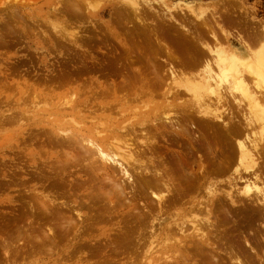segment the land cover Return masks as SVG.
I'll use <instances>...</instances> for the list:
<instances>
[{
  "label": "rangeland",
  "instance_id": "rangeland-1",
  "mask_svg": "<svg viewBox=\"0 0 264 264\" xmlns=\"http://www.w3.org/2000/svg\"><path fill=\"white\" fill-rule=\"evenodd\" d=\"M129 2L128 0L127 2L126 0H0V264H143L141 256L133 254L131 248L128 249L123 245V239L124 233L136 239L141 233H144V228H148L155 215V208L150 206V213L144 208L145 201L140 197V187L135 185L137 180L135 167H143L148 164L149 168H153L154 164L150 162L148 155L147 157L140 155L137 158H130L128 168L132 164L129 171L136 174V180L135 184L130 181L129 184L126 183L127 181L125 182L126 190L130 189L128 186L132 188L126 192L131 190H135V192H132L134 196L126 197L125 194L121 196L122 186L119 187L122 190L116 187L118 190L113 189L115 186L113 182L122 178V182L119 183L123 185L122 170H118L116 168L118 166L113 167L114 170H118V172L115 171L118 178H112L115 172L110 168L109 173L113 172L111 180L106 175L108 173L106 170L97 169L99 167L103 169L100 163L92 162V165L88 161L80 163L81 158L84 160L81 156L82 153L78 155L81 151L76 150V148H80L76 146V143L75 145L71 143L70 146L68 137L72 138L71 135L80 134L78 129H81L82 132L88 131L91 123L98 125L101 120L108 132L110 129L116 128V123H114L116 120L121 126L120 128L124 127V130L126 127L134 128V126L139 129L140 125L135 123L134 119L131 120V117L134 116L132 110L144 111L149 107L152 108L155 104L158 105L154 109L161 105L164 106L162 88L157 89L156 85L158 84L155 85V82L149 86L154 72L161 73L166 68L164 59L167 60L171 57L163 47H160L155 34H153L163 26L164 28L171 27L173 32L180 31L181 29L172 28V26L180 24V20L187 17L184 20V23L187 24L186 29L192 30V35L196 40L204 39L219 47L230 45L235 48H242L241 38L252 44L253 48H257L259 44L257 41L254 44V38L257 36L260 38V33L264 32V0H133L136 2L135 4L139 3L137 5H132L133 3ZM188 5H192V8ZM135 7H138L140 13L142 11L141 17L145 22L147 21L146 24H141L131 12ZM190 9L195 10V13H191ZM120 12H122L121 15ZM167 13L170 15L167 17L168 19L176 20L174 23L169 21L172 25L166 23L168 19H165L164 16ZM152 14L157 18L155 19ZM153 19L160 20L161 24L159 21L155 23ZM162 22L166 25H163ZM213 34L217 36L218 41L214 40ZM166 41L172 46L169 40ZM172 50L174 56H183L176 52L174 47ZM128 51L134 55L128 54ZM131 59H138L141 62L133 63L134 66L128 64ZM136 68L138 72L141 70L145 80L139 77L135 81L136 85L131 86L135 87L132 90L127 87L126 79L129 80L134 76V73H137L134 72ZM130 71L134 72L133 75L130 74ZM123 84L126 85L123 86ZM125 86L128 91L124 88ZM141 91L144 93L140 95ZM133 96L136 99L132 100ZM71 100L75 101L73 106L63 104L65 101L67 103ZM181 102V100L172 101L173 109L182 111ZM96 107L99 108L98 111ZM91 111L95 112L91 113ZM90 113L91 115H89ZM93 115L97 116L95 121L90 119L94 117ZM71 120L78 125H75L76 123L74 124ZM186 122L183 121L182 125L189 128ZM50 135L55 136L56 141ZM124 135H120L126 140L122 139V141L134 145L133 148L141 147V139L144 137L138 130L135 133L132 132L130 136L126 134L124 137ZM120 136L119 138H121ZM156 139L160 140L157 136ZM209 139L214 146V139L218 142L221 141L219 134L216 137L210 134ZM163 143L165 142L163 141ZM61 144L62 146H60ZM65 144V147L69 145L68 148L63 147ZM218 146L220 152L221 143H218ZM124 147L127 146L124 145ZM173 147L178 148L176 145ZM63 153L65 155L68 153L69 156H65ZM77 155L78 157H76ZM139 158L144 159L145 163L141 164ZM72 159L76 165L71 161ZM78 161L79 164H77ZM63 162L73 163L69 165V163ZM155 162L158 163L157 159ZM84 164L89 166V170ZM95 165L100 166L96 167ZM197 169L198 165H195L194 168L191 165L185 166L186 173L192 172L191 174H193L197 172ZM131 170L134 171L131 172ZM92 173L94 176L91 175ZM213 174L210 180L217 183L219 175ZM107 179L112 182V185ZM203 185L201 194L196 193L194 189L189 190L190 192L184 200L191 196L197 195V198L200 195L203 196L207 181ZM223 187L226 186L220 185V190ZM116 191L120 192L118 194L120 198L116 195L118 193ZM31 192H33V197ZM41 192L49 196L47 198L51 205H46L48 209L53 210L55 204L59 208L67 201L69 207L66 203L62 209H56L61 212L66 205L63 210V212L66 211V214L64 212L65 215H62V219L60 215L63 213L59 212V217L55 216V209L45 211L44 206V210L41 209L42 206L40 209L38 208L42 201H36V199L41 200ZM108 193L111 194L109 197ZM221 199L226 205V200ZM32 202L36 204L34 203V205ZM37 202L41 203L37 205ZM73 206L77 208V211ZM179 206H176L178 209L176 207L173 208L174 210L171 209L170 215L164 216V222L167 220L166 223H168L173 219L172 215L182 207ZM225 207L231 209H229L231 216L227 209H225L227 213H220L222 207L219 201H216L214 206L215 214L220 213L219 219H224V216L227 219L226 223L221 225L220 233L213 231L216 236V240L213 241L216 242L217 250L218 248L219 250H214V252L210 248H205L207 250L205 253L187 257L180 264H234L229 255L232 253L238 257L241 256L243 264H264V220L255 216L239 218L237 210L231 208L230 204ZM66 208H68V212ZM77 212L81 213L83 220L79 219ZM226 214H228L227 218ZM64 216L65 218H63ZM232 216H235L236 220ZM71 218L72 223H76V227L79 229L76 234L74 233L75 229H72L76 227L72 223L67 225ZM216 220L217 218L214 217L215 222ZM59 222L64 223L60 224ZM57 223L61 226L65 224L66 228L73 226L70 227L73 233L69 230L70 234H67L66 229V234L70 236L67 239L64 238L66 237L63 236L65 232L62 234L64 229L60 230L61 235L58 232L59 225ZM87 225L91 227L87 228ZM34 226L35 229L37 228L35 231H33ZM47 226L49 227L46 228ZM28 228H30V232ZM49 228L50 233L55 230L54 228H57L56 232L60 235H54L55 239L49 237L50 234L45 232H49ZM86 228L89 230L87 231ZM32 232H36L35 236ZM31 234L37 238V241L33 239V236L30 238L35 241L27 239ZM57 236L62 238L59 239ZM22 237L24 240L21 239ZM45 238L54 239L53 243L56 241V246L53 247V240L48 239V243L51 241L52 245H50L45 241ZM244 238L251 241L249 243L254 246L255 250L249 244H245ZM24 241L27 245L32 244V247H28L29 249H35V246L37 248L32 252L30 250L29 253L26 246L23 248ZM45 242L48 244L46 248L44 247ZM77 243L89 244H85L87 245V247L84 246L85 248L79 246L81 249H77ZM34 244L35 246H33ZM4 246L8 252H4ZM38 248L41 250L39 251ZM44 248L51 249L45 250ZM13 251H18L20 254ZM231 251L232 253H230ZM18 254L20 256L17 257ZM155 256L158 255L155 254ZM160 262L157 259L154 260V264H160Z\"/></svg>",
  "mask_w": 264,
  "mask_h": 264
},
{
  "label": "bare ground",
  "instance_id": "bare-ground-1",
  "mask_svg": "<svg viewBox=\"0 0 264 264\" xmlns=\"http://www.w3.org/2000/svg\"><path fill=\"white\" fill-rule=\"evenodd\" d=\"M129 1L130 0H128V2ZM131 1L132 2H129V3H133L132 5L139 4V3L135 4L136 2H133V0ZM188 7L192 8V5H188ZM128 10H131V9L128 8ZM190 11L191 13H195V10L193 9L192 10L190 9ZM131 12H133L135 17L137 18L138 21H140L141 24L143 25L146 24L147 21L145 22L144 19L141 17L142 11L140 13L138 7H135L134 10ZM121 13L122 12H120V15ZM160 14L162 13L160 12ZM163 16H161L162 19L164 17L165 19L167 17H170L168 13L166 16L164 17ZM154 17L155 19L157 18L155 15ZM169 19H168V22H166L167 25L168 23L169 25L170 24L172 25V23L176 22V20L174 21L172 20V18L170 20ZM186 19L187 17L185 19L180 20V24H177L178 26L173 24L175 26H172V28L174 27L179 28L181 29L180 31L177 30L173 32L171 31V27L164 28L163 25L164 24L166 25V23L162 22L163 28H160L158 32L153 33L155 34L156 41L159 43L160 47H163L166 53H168V55H171V57L173 56V58L170 57V59H167V60L164 59L166 62V68H164V70L161 73L155 71L154 77L153 79H151L150 85H149L151 86L153 85L152 83L155 82V85L158 84L156 85V87L158 86L157 89L159 88L160 90L162 88L161 90H163L162 92L163 102L166 105L164 104V106L161 105V106H158L157 109H154V107L158 105V104H155L152 108L149 107V109H145L144 111L135 110V109L132 110L134 111L133 112L134 116L131 117V120L134 119L135 123L140 125V127L138 126L139 129H136V126H134V128L131 126L132 128L126 127L127 129L125 128L124 130L123 129L124 127L120 128L121 126L118 125V121L116 120L114 122L116 123L115 124L116 128L113 130L110 129V132H108L106 126H103V123L101 120V123L98 125H93V123H91V126H89L88 128L89 132L87 130L82 132L81 129H78L77 131L80 132V134L78 135L75 134L76 136L71 135L72 138H69L66 135L68 139H70V144H69L70 146H71V143L72 145H75L76 143V146H79L80 149L76 148L75 146L76 150L81 151L79 152V154L78 153L77 154L80 155V153H82L81 156L84 159L82 160L81 156H79L81 158L80 163L81 161L82 163L83 161H88L91 165H92V162L100 163V165L103 166V169H101L100 167L97 169H100V171L106 170L108 173H106V171L105 173L107 176L110 177L111 180L112 178H118V175H116V172H118V170H122L121 173L123 174V180H124L123 185L119 183V182H122L121 180L122 178H118L120 181L115 180L113 182V185L115 183V186H113V189H116L122 186L121 188H123V190L119 188L122 190V191L120 190L122 193L121 196L125 194L126 197H129L128 195H132L133 191L135 192V190L133 191L131 190L130 192H126V191L132 189L131 186H128L129 184L128 182L130 181L133 184L134 181L136 180L135 177L137 176L138 181L136 180L135 181L136 184L135 183L134 184L140 187V197L143 198L145 201L143 204L144 208L147 211H149V213H150L151 208H155L156 216L154 215L152 217L151 219L152 221H150L148 228H144V231H143L144 233H141L142 232L141 231L140 232L141 234L136 239L130 237L129 234L124 233L125 236L123 239V245L128 249L131 248L133 251V254H136L137 256H141L140 259H142L143 264H154V260L156 259L158 261H161L160 264H178V263L180 264V262H182V260L185 261L187 257H190L194 254L205 253V250H206L205 248H210L213 251L217 250L216 242L213 241V240H216V236L214 234L216 231L220 233L221 225L223 226V224H225L227 221V219H225V216H224V219H221V220L219 219L220 213L222 212L224 214L227 213L225 212L226 211L225 209H227V207L225 206L227 204H230L231 208H235L237 210V213L240 216L239 218H245V217L249 218V217L255 216V217H258L264 220V32L260 33L261 34L260 38L258 36L254 38L255 39L254 44H256L255 41H257L259 44L257 48H253L252 44L248 43L247 41H244L242 38L240 39L242 41L241 43L242 48H235L234 46H230V45L219 47L215 43L210 44L209 41H206L204 39L196 40L194 36L192 35V30H190V28L186 29L187 24L184 23L185 22L184 20ZM158 21L161 24L160 20H154L155 23ZM169 21L170 22L173 21V22L170 23ZM213 38L215 41H218L217 36L215 34H213ZM166 40H169L172 46H170ZM172 47L175 48L176 52H178L179 54L183 56H176V55L174 56ZM129 52L130 51H128V54H132ZM194 54H196L197 56ZM132 55H134V53ZM137 62H141V61H138V59H131V61H129L128 64H133ZM140 71L138 72L137 68L134 70V72H137V73L130 71V74L133 75L134 73V76H133L134 78L132 77L129 80L126 79V81L128 82L127 87H130V89L133 90L135 87L133 88L131 86L136 85L135 81L139 77L140 79L141 77L142 78L144 77ZM126 72L128 73L127 70ZM143 80H145V78H143ZM124 85L126 84H123V86ZM127 87L125 86L124 88H126V90L128 91ZM142 91L140 95L144 93ZM131 93H134V92H131ZM128 95H129V92H128ZM133 99H136V98L134 97L132 98V100ZM175 100L182 101L180 103V106L182 107V111L179 112L173 109L171 103L172 101H175ZM74 102L75 101L73 100L68 101L67 103L65 101V103L63 104L65 105L70 104L73 106ZM83 105L84 103L82 104V106ZM98 109L99 108H97V111ZM86 111H90V110H86ZM95 111H91V113L92 112L94 113ZM91 113L89 115H91ZM123 115H124V112H123ZM93 116L94 117L90 119H94L93 121H95L97 119V116L95 115ZM72 120L71 122H73ZM183 121H187L186 123L188 124L189 128L182 125ZM71 122H68V123H71ZM75 125H78V124L76 123ZM93 128L94 130L95 129L96 130L93 131L92 130ZM137 130L144 137V139H141L142 141L141 147L137 148V146H135L133 148L134 145L125 142L126 141L125 138H122L121 136L124 134H125L124 137L126 136V134H129L130 136L132 132L135 133L137 132ZM210 134L214 135L215 137L218 136L219 134L221 137V141L218 142L216 139H214L215 146L212 145L209 139ZM52 136L50 135V137ZM63 136L65 137L64 133H63ZM119 136L121 138H119ZM136 136L138 135L136 134ZM156 136L159 137L160 140H157ZM54 137L55 136H53V139L54 141H56L55 140L56 137L55 138ZM140 137H139V140H140ZM151 137L153 138L152 140H151ZM60 139L62 138L60 137ZM71 139L72 141H75V142H72ZM122 139H124L125 141H122ZM163 141L165 143H163ZM218 143H221V147H222V148H219L220 152L218 151V147H219ZM124 145H126L127 147H124ZM173 145H176L178 148L173 147ZM60 146H62V144ZM65 146L66 144L63 145V147ZM68 146L65 148H68ZM72 149H74V147ZM149 154L151 155L149 156ZM78 155L76 157H78ZM140 155H142L143 157H147L148 155V157L150 158V162L154 164L155 167L152 166L153 168H149L148 164H145L143 167L139 166L138 168L134 166L136 168L137 175L134 174L133 172L135 169L131 170V172L133 173H130L129 168L131 167L132 164H130V167L128 168L129 159L132 157L137 158V156H140ZM65 156H69V154L67 153ZM37 159L40 160L39 158ZM155 159H157L158 161L157 164L155 162ZM138 160L141 161V164L145 163L144 159L139 158ZM71 161H73V159ZM73 162L74 164L76 163L75 161ZM63 163L68 164L69 162H63ZM72 163H69V165ZM67 164H66V167L68 166ZM77 164H79V161L77 162ZM87 164L86 165L84 164V165L87 167L86 169L89 170L88 169L89 166H87ZM100 165H97V166H100ZM189 165H191V167L193 168L195 167V165H198L197 172H194L193 174H191L192 172L191 173L187 172L188 173L187 174L185 171V166H189ZM116 166H118L120 169ZM113 167L114 168L116 167L118 170L116 169L114 170ZM110 168L113 170V172L116 171L114 175H113V172L111 174L109 173ZM97 169L95 168V170L98 172ZM62 170H65V169H62ZM93 173L91 174L92 176H94ZM213 173H216L217 175H219V179L217 183L216 181L212 182L210 180ZM112 175L114 177L111 178ZM205 181H207V185L204 187V193H203L205 196L200 195V197L197 198V195H196V196H191V198L184 200L187 194L190 192L189 190L194 189L196 193L201 194L202 192L201 188L202 186H204L203 183ZM125 182L128 183L127 186L130 189L126 190ZM111 185H112V182H111ZM220 185H225L226 187H223V189L220 190L219 188ZM117 192L118 191H116V193ZM32 193L33 192H31V196H32ZM109 193H108V197L109 195H111ZM36 194L41 195L38 193ZM118 194H120V192H118L116 195L118 196ZM40 197H41V200L35 197L37 198L36 201L37 200L42 201L43 203L42 205V203L40 202L41 205L38 208L40 209L42 206L41 209L44 210V207H45V211H48V210L51 211L52 209L50 208L48 209L46 207V205L48 206V204L51 205V202L47 198L49 196L44 195L42 193ZM126 197H124V199ZM221 198H224V200H226L225 201L226 205L225 203H223L224 201ZM216 201H219V204L222 207L220 210V213H217V215L215 214L216 212L214 211V206H215ZM40 203L37 202V205ZM66 203L67 201L64 204ZM57 204L60 205V203H57ZM63 205H61V207L59 206V208L62 209ZM178 205L182 206L180 210H178L180 212H178L177 210L175 214L171 212L173 214L172 215L173 219L169 221L168 223H166L167 220L164 222L165 220L164 216L169 214L170 210L175 208ZM56 206H57L56 204H55V208L53 206V210L55 209L56 211V213L54 211V214L55 216L58 215L59 217V215L63 213L60 215V218H61L62 215L66 214V211H64L65 214L63 212V210H65L66 205L63 207V210H61V212L56 210V209L59 210V208ZM68 207H69V204H68ZM75 209L77 211L76 207ZM229 209H227V211L230 215L231 209L230 210ZM66 210L68 212V208H66ZM79 213L80 212H77L79 219L83 220L81 213L80 214ZM227 215L228 214H226V218H227ZM36 216H37V213H36ZM214 217L217 218L218 221L216 220L215 222ZM234 217L232 216V218ZM63 218H65V216ZM239 218L237 219V222ZM234 219L236 220V217ZM76 220L75 222H77ZM65 222L67 224L66 220ZM68 222L70 224L68 223L67 225H71V223L73 222L72 218H71V221H68ZM47 223H50V222H47ZM61 223H64V222H61ZM33 224H34V221H33ZM60 224H58L59 226L57 227L58 232L61 234L62 229H64L62 234L65 232L64 233L65 235L63 234V236H66L64 237L66 239L67 237L70 236V235L69 236L67 235V234H70L69 232L73 233L70 227H73V226L76 227L77 225L76 223L75 224L72 223L73 226H67L68 228H66L65 224L63 226H61ZM163 224L165 225L163 226ZM35 226H34V230L32 228L33 231L37 229V228L35 229ZM60 226L63 228H61ZM87 226H86L87 228L91 227L89 225ZM48 227L49 226H47L46 228ZM84 227L85 225L83 226V228ZM57 228H54L55 230L51 228L54 230L53 232L51 231V233H50V228L48 229L49 232L47 231L45 232L48 235L49 234L52 235L55 232L56 234L54 233L53 236L54 235L59 236L60 234L56 232ZM76 228L74 227L72 228V229H75L74 230L75 234L79 230L78 227ZM28 229L30 232V228ZM65 230L67 231V234ZM88 230L89 229H87V231ZM249 232L251 231L249 230ZM35 233L33 234L34 236H35ZM33 235L31 234V236H28L29 238L27 237V239L36 240L37 238H34ZM50 235L49 237H52L55 239L56 236L53 237ZM32 236H33V239H31ZM72 237L74 240V235ZM23 238L24 237H22L21 239L24 240ZM81 238H82V235H81ZM48 239L50 238H45V241L47 242ZM54 239H50V240H53L52 243L54 242ZM244 239L246 242L245 244L246 245L249 244V246L253 250H255L254 246L251 243H249L250 240L248 241L247 238H244ZM38 241L41 242L40 239H38ZM46 242H45V246L43 245L45 248H46V245L48 244L52 245L51 241L50 243H48L49 242L48 241L47 242L48 244ZM53 244H54L53 247H55L56 241ZM79 244L76 247L77 249L78 248L81 249V247L79 246H83L82 248H85L84 246L87 247L89 243L88 244L84 243V245L82 244L79 245ZM28 245L24 241L23 248L26 246L25 248H27V251L29 252L32 249V248L29 249L30 247H32L31 246L32 244L31 245L28 244ZM5 246L3 249L4 252L8 250L7 248L5 249ZM33 246H35V244ZM1 247L3 248L2 245ZM17 248L18 247L16 246V249ZM36 248L37 247L35 246V249ZM21 249H20V252H21ZM35 249L33 248V250ZM50 249H45V250H50ZM33 250H31V252ZM38 250L40 251L41 248H38ZM23 251L25 252L26 249ZM232 251L230 253H232ZM19 254L17 255V257L20 256ZM155 254H157L158 256H155ZM235 254H238V253H235ZM229 255L234 264L244 263V261L242 263L243 259H241V256L239 254L238 255L240 257H238L237 255H234V253L229 254ZM17 257L15 258L17 259ZM213 257L215 256L213 255ZM208 261L210 260L208 259Z\"/></svg>",
  "mask_w": 264,
  "mask_h": 264
}]
</instances>
